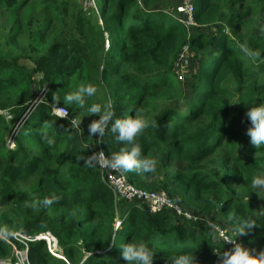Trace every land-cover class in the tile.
Listing matches in <instances>:
<instances>
[{"label": "trees", "instance_id": "1", "mask_svg": "<svg viewBox=\"0 0 264 264\" xmlns=\"http://www.w3.org/2000/svg\"><path fill=\"white\" fill-rule=\"evenodd\" d=\"M93 2L83 10L77 0H0V20L14 23L8 32L0 24V111L10 115L0 112V259H14L12 243L23 247L16 231H49L61 249L63 258L43 239L28 240L30 264H124L118 244L129 241H146L156 251L153 264H171L167 256L178 251L220 264V247L231 245L223 236L264 250V189L251 186L264 174V147L250 144L245 115L264 103V0H190L189 23L169 0ZM181 54L194 68L187 89L175 71ZM33 74L47 89L35 104ZM84 83L97 88L85 109L64 104ZM91 103L106 104L114 118L155 121L137 142L156 169L124 175L137 188L165 191L182 214L114 199L95 155L108 160L126 145L108 129L102 140L78 134L76 123L86 130L99 118L84 114ZM58 105L68 119L52 114ZM53 193L60 200L42 206ZM230 215L262 224L236 236ZM217 218L226 225L213 240L209 223Z\"/></svg>", "mask_w": 264, "mask_h": 264}, {"label": "clouds", "instance_id": "2", "mask_svg": "<svg viewBox=\"0 0 264 264\" xmlns=\"http://www.w3.org/2000/svg\"><path fill=\"white\" fill-rule=\"evenodd\" d=\"M178 12L184 13L183 11ZM244 51L250 57L260 55L257 51L248 49H244ZM96 93L97 88L94 85L88 83L80 84L74 91L64 95L63 102L66 105H74L76 108L84 110L88 99L93 97ZM53 99L55 100L56 98L53 97ZM84 114L99 115V118L93 120L88 126L90 135H96L102 140L106 129H108L115 135L116 141L126 145V147L121 148L119 152L113 153L107 160L108 167L119 170L122 173H152L155 170L157 164L156 159L142 155V148L137 142V138L145 129L150 125H155L154 120H149L143 116L137 115L126 118H114L115 113L110 110L106 104L101 103H91L87 106ZM56 115L65 117L67 113L59 110L56 112ZM245 115L250 121V126L246 130V135L249 137L250 144L256 149L264 147V103L251 105ZM53 143L54 141L52 138L47 139V144L49 146L53 145ZM251 186L254 191L256 189H264V174L253 176L251 178ZM59 200L60 196L53 193L40 200V204L44 207H48L57 203ZM228 220L232 223L233 231L236 236L244 235L255 225L262 224L258 223L257 220L252 217L239 218L230 215ZM209 227L212 228L214 233L212 237L213 240H216L215 226L210 225ZM221 236H223V234H221ZM110 238L113 242H116L114 235L110 236ZM223 239L227 244L231 243V245L220 255L222 257L220 264H264V250L256 251L250 249L231 237L223 236ZM118 245L121 249V256L124 264H153L154 253L156 251L153 250L146 241L121 242ZM57 247L59 248L58 243ZM59 251H61L60 248L57 251L59 254L58 257L63 258ZM167 259L171 261V264H198V261L195 259L194 251L174 252L169 254Z\"/></svg>", "mask_w": 264, "mask_h": 264}, {"label": "built area", "instance_id": "3", "mask_svg": "<svg viewBox=\"0 0 264 264\" xmlns=\"http://www.w3.org/2000/svg\"><path fill=\"white\" fill-rule=\"evenodd\" d=\"M183 6H186V9L182 10L184 13H186L187 16V20L185 19V21L189 23L191 18L190 16L191 11H192L190 1ZM177 10L179 11V9ZM43 96L44 94L40 98H37L36 96V101L34 102V104L38 102ZM59 110H62L67 113L65 117H61V118L68 119V112L66 108L63 106H59V105L53 106L51 112L52 114L56 115V112ZM8 116L10 117L9 114ZM98 160L101 171V180L112 191L114 199H117L118 201L123 200L124 202L127 203L133 202L141 208L146 206L150 210V212H155L163 208H169V209H173L179 215L182 214V210L179 208V206L172 203L171 199L169 198V196L165 191H161V190L146 191L137 188L133 184L127 181L124 173L114 168L108 167L107 160H105L102 152ZM184 216L190 217L186 213L184 214ZM119 224L120 221L116 218L114 224L115 228L118 227ZM209 225L215 226V229L220 231V235L223 234L222 230L217 228L214 223L211 222L209 223ZM0 237H2V235H0ZM14 237L17 238V240L23 244V247L18 248L12 243V251H13L14 259L13 260L9 258H5L6 260L0 259V264H30L27 258V241L35 240V239H43L46 242L49 252L56 256H59V254L57 253L58 247H57L56 239L54 238V236H52V234L49 231L41 232L33 236L23 234L20 232H15Z\"/></svg>", "mask_w": 264, "mask_h": 264}, {"label": "rangeland", "instance_id": "4", "mask_svg": "<svg viewBox=\"0 0 264 264\" xmlns=\"http://www.w3.org/2000/svg\"><path fill=\"white\" fill-rule=\"evenodd\" d=\"M170 2H172V4L174 5V7H176V9H179V11H182V10H185L186 9V6H183V5H185V4H187L190 0H169ZM77 2L78 3H81V5H82V9L83 10H86V8L88 9V8H93V0H77ZM179 2V3H178ZM192 12V11H191ZM190 16H192V15H190ZM175 18H176V15H175ZM180 20V19H179ZM0 24H3V27L4 28H6L5 30L8 32L9 30H8V28L10 27V26H14V23L12 22V21H9L6 17L4 18V19H2V20H0ZM2 32L4 31V29H2L1 30ZM22 38H23V36H21V35H16L15 36V39L14 40H12L13 41V50L14 51H16V50H18L19 48H20V45H21V43H20V41L22 40ZM108 37H106L105 36V38H104V48H107V46H108ZM6 49H8L7 47H6ZM184 54H181L180 55V58H181V61L183 62L182 64H180V65H177L176 66V69H175V71L177 72V74L179 75V79L181 80V82H183V86H184V88L185 89H187V84L185 83L188 79H187V76H189V74L191 73V72H193L194 71V68H193V65H192V63L191 62H189V58H186V57H184L183 56ZM183 56V57H182ZM28 66H29V64L30 63H26ZM38 75L37 74H33V80H34V83H33V85H32V90H33V93L35 94V96H36V94H37V98H40L43 94L45 95V93H46V91H47V89L45 88V87H40L39 85H38V81H37V79H38ZM181 77V78H180ZM1 113H3L5 116H6V118L7 119H10V117L8 116V112L7 111H0ZM8 116V117H7ZM91 122H89V124H90ZM78 124L79 125H82V124H80L79 122H78ZM89 124H88V126H89ZM79 125H77V127H79ZM19 127V124L15 127L16 129L14 130V131H16L17 130V128ZM82 132H85V134H87V135H90L89 134V131H88V129H84V130H82L81 132H80V134L82 133ZM12 134L14 133L13 131L11 132ZM11 133H9L8 135H7V137H6V142H7V145H8V147H12L13 146V143H12V135H11ZM88 146V148H89V150H90V148H93V150H94V147L90 144H87L86 145V147ZM95 154H96V152H95ZM94 154V155H95ZM100 154H101V152H97V156H96V160H97V163H98V165H99V160H98V158L100 157ZM104 158H105V160H107V158L105 157V155H104ZM103 161H104V159H103ZM156 169V168H155ZM146 191H148V190H146ZM185 209V208H184ZM192 209V208H191ZM191 209H189V210H191ZM185 210H187V211H189L188 209H185ZM190 212V211H189ZM191 213V212H190ZM188 214V213H187ZM192 214V213H191ZM190 217L192 216V215H190V214H188ZM186 217V219H188V220H192V219H190V217H187V216H185ZM205 219H207V218H205ZM207 220H209V219H207ZM212 223H214L215 225H216V227L217 228H219L220 226L222 227V228H224L222 225H226L225 224V222L223 223V220L222 219H220V218H217V220H214V221H211ZM200 223V222H199ZM200 225V224H199ZM201 226V225H200ZM219 226V227H218ZM202 227V226H201ZM114 228H115V226H114ZM229 228V227H228ZM220 229V228H219ZM225 229V228H224ZM213 231V230H212ZM211 231V232H212ZM16 232H19V231H16ZM1 235V234H0ZM59 249V248H58ZM53 250V249H52ZM225 250H227V248H225V247H220V250H219V252H218V254H220V255H222L223 254V252L225 251ZM59 252H61V251H59ZM219 255V258H221L222 259V257ZM2 260H6L5 258L4 259H2Z\"/></svg>", "mask_w": 264, "mask_h": 264}, {"label": "crops", "instance_id": "5", "mask_svg": "<svg viewBox=\"0 0 264 264\" xmlns=\"http://www.w3.org/2000/svg\"><path fill=\"white\" fill-rule=\"evenodd\" d=\"M72 120H73L74 123L77 122V121L75 122V119H74V118H73ZM77 125H79V124L76 123V128H79V130H78L77 132H78V134H80V132L83 130V127H84V126H83V125H82V126L79 125V127H77ZM81 127H82V128H81Z\"/></svg>", "mask_w": 264, "mask_h": 264}]
</instances>
